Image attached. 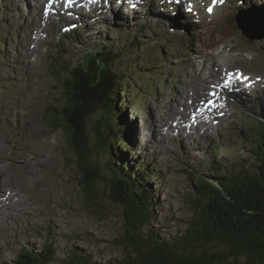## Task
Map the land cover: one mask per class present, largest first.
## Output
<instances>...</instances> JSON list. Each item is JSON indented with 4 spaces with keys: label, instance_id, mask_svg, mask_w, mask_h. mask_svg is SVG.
Segmentation results:
<instances>
[{
    "label": "rangeland",
    "instance_id": "rangeland-1",
    "mask_svg": "<svg viewBox=\"0 0 264 264\" xmlns=\"http://www.w3.org/2000/svg\"><path fill=\"white\" fill-rule=\"evenodd\" d=\"M31 1L0 0V169L7 177L4 181L0 173V178L3 179L5 192L17 191L24 200V203L19 202L14 207L0 202V264H10L20 249L40 250L43 243L52 244L56 250V260L51 264H71L73 250L86 252L90 262L96 264H113L124 257L120 244L125 222L122 210L106 197L100 185L97 186V202L93 206L86 204L79 189L78 172L74 165L68 166L71 158L67 136L62 128L51 126L49 114L54 107H62L64 103L60 89L54 85L53 73L76 67L82 60L80 50L84 46L97 49L105 41L114 43L118 37H123L120 34L125 36L126 31L141 36L136 26L137 19L144 22L142 24L148 29L142 33L148 44L144 42L143 47L129 52L123 59L114 60L109 66L123 71L128 77H124L123 81L131 87L124 106L128 107L127 119L131 122L134 143H137V136L140 141L135 153H130V161H138L137 158L144 160L149 172L151 169L153 172L167 170L163 179L155 180L151 175L148 182L155 190L150 228L163 239H169L184 229L185 222L192 216L191 201L195 197L193 186L198 183L197 177L219 181L206 169L210 160L220 161L212 157L213 150L222 155L221 162L225 165L258 166L249 146L237 143L226 147L225 142L226 137L236 135L238 130L248 131L244 125L249 121L247 118L258 116L264 119V90L256 86L252 91L251 87L243 84L248 94L241 87L242 95H239L237 88L240 86H237L233 87L235 93L228 96L224 87L219 96L220 102L225 101L226 110L218 109V101H214L215 106H210L208 114L195 107L200 121L186 113L179 102L181 104L182 93L189 92V86L195 81L196 74L201 72L203 62L211 68V62L207 61L211 57L220 67V73L239 69L246 74L262 73L264 77V37L247 39L236 22L239 10L264 11L260 7L264 2L223 0L224 6L221 7L218 2L219 7L213 11L211 18L206 15V9L202 10L204 13L184 10L178 13L180 19L177 20L166 0H147L145 8L137 6L138 9L130 11L133 12L131 14L122 4L126 0L121 3L122 10L115 6L110 16L107 15L92 28H88L84 21L79 32L66 41L59 38L62 26L57 25L58 19L51 15L54 26H42V30L33 28L38 22L35 8L41 14L44 9L42 2L35 0L31 4ZM235 2L242 3L237 10L225 6ZM159 3H166L168 8L162 4L158 7ZM153 12L158 14L157 20ZM145 17L148 19L145 20ZM227 18L231 24L228 28L224 27ZM165 21L166 27H180L185 40H190L189 50L179 47L181 42L178 38L165 35ZM88 26H92V22ZM13 28H18L19 33L12 38L8 30ZM225 29L232 32V38L223 39ZM155 31L163 34H155ZM32 32H36L35 35ZM121 46L119 42L116 45L117 48ZM219 54L229 55L231 61L222 64ZM237 54H241L242 58L236 57ZM179 57H184V63H178ZM64 60L67 68L62 63ZM96 65L99 67L101 64ZM132 66L140 68L142 72L139 76L132 73ZM217 77L215 75L213 80H218ZM220 77L223 79V73ZM211 79L206 82L209 96L216 92ZM159 83L162 85L157 89L155 85ZM193 91H197L195 87ZM224 97L233 101L228 104L230 100ZM123 98L121 91L120 101ZM210 98H204L202 104ZM179 114L186 119L183 121ZM192 122H205V133L199 123L197 133ZM181 129L184 134H179ZM89 137L93 139L90 133ZM208 156L210 159L206 158ZM190 171L196 172V175L191 176ZM25 205L28 209L24 208ZM94 210L100 215H95ZM48 225L56 232L55 238L34 235L37 231L48 234L46 232L51 231Z\"/></svg>",
    "mask_w": 264,
    "mask_h": 264
},
{
    "label": "trees",
    "instance_id": "trees-1",
    "mask_svg": "<svg viewBox=\"0 0 264 264\" xmlns=\"http://www.w3.org/2000/svg\"><path fill=\"white\" fill-rule=\"evenodd\" d=\"M130 37L126 34L115 51L108 44L104 46L100 60L87 49L89 55L76 67L68 69L66 60L62 61L67 71L53 76L64 103L49 114L51 126L62 128L67 136L68 166L74 165L78 172L86 204L97 202L100 185L106 197L122 210L125 222L120 244L125 254L113 264H264V121L256 122L241 142L250 147L257 167L210 161L207 171L219 181L197 177L192 216L184 229L163 239L150 228L155 198V190L148 185L151 174L141 159L132 162L129 158L135 152L124 101L131 87L123 81L128 78L123 71L109 66L142 44L135 38L129 45ZM97 63L101 65L97 67ZM132 69L136 76L142 72L139 67ZM164 173L158 170L152 176L161 180ZM94 214L100 215L97 210ZM55 235L51 228L43 236L52 239ZM56 255L52 244L43 243L37 251L20 249L10 264H51ZM70 261L96 264L86 252L76 250Z\"/></svg>",
    "mask_w": 264,
    "mask_h": 264
},
{
    "label": "bare ground",
    "instance_id": "bare-ground-1",
    "mask_svg": "<svg viewBox=\"0 0 264 264\" xmlns=\"http://www.w3.org/2000/svg\"><path fill=\"white\" fill-rule=\"evenodd\" d=\"M11 1V0H10ZM24 1H26V0H24ZM35 0H32L31 1V4H34L33 2H34ZM38 1H40V2H42V4H43V9H44V11H43V14H41L36 8H35V11H34V13L37 15V20H38V22H37V25L35 26V27H33V28H37V29H40V30H42L43 28H49V27H52L53 26V21H52V19L48 16V15H45V13H46V2H48V3H51V5L52 4H54V5H57V4H59L60 3V1L59 0H38ZM115 1L116 2H121L122 0H82V3H83V5L82 4H80L79 3V6H78V9L76 10V11H79L80 10V8H82V7H88L89 9H91V12H86L85 13V15L87 14V15H92V14H94L95 13V11L94 10H96V9H100L101 10V7H103V4H104V2H106L107 4H111V5H114V3H115ZM126 1V0H125ZM29 3V2H28ZM146 0H143V3H140V0H136V8H137V6L138 7H140V8H145L146 7ZM9 4H11L10 2H9ZM219 4V3H218ZM85 5V6H84ZM12 6H13V4H12ZM215 7H216V5H214ZM224 6V5H223ZM222 6V3H221V7H223ZM225 6H233V4H226ZM65 7L67 8V10H69V12L70 11H74L73 9H69L68 8V6L67 5H65ZM53 8V7H52ZM227 8H229V7H227ZM121 9V8H120ZM119 9V10H120ZM127 10V9H126ZM69 12H67V13H69ZM130 12V11H129ZM179 12V11H178ZM214 12H215V10H214ZM228 12H229V10H228ZM190 13V12H189ZM202 13V12H201ZM227 13V12H226ZM214 14V13H213ZM173 18V17H172ZM35 19V18H34ZM229 21H230V19L229 18H227L226 19V21H225V23H224V27H226V28H228V26H230L229 25ZM89 22H92V19H89V20H87V23H89ZM222 23H223V21H222ZM90 25V24H89ZM164 25V24H163ZM42 26H43V28H42ZM158 27V29L159 28H161L160 26H157ZM209 27V26H208ZM56 28V27H55ZM230 28V27H229ZM207 29V28H206ZM205 29V30H206ZM209 29V28H208ZM45 31V30H44ZM209 31V30H208ZM213 30H211V32H212ZM35 33L36 32H32V35H35ZM209 34V33H208ZM224 35H225V38L224 39H230V38H232L231 36H232V32L230 31V30H228V29H225V31H224ZM259 47V46H258ZM232 48V47H231ZM260 48V47H259ZM235 49V48H234ZM243 52V51H242ZM220 53V52H219ZM222 53V52H221ZM228 54V53H227ZM219 56L221 57V59H222V64H227V63H229L231 60L228 58V56L229 55H226V56H224V55H222V54H219ZM236 57H240V58H242V55L241 54H237L236 55ZM251 58V57H250ZM238 59V58H237ZM253 59V58H252ZM239 60V59H238ZM207 61H210L211 62V68L209 67V64H205L204 62H203V67H202V69H201V72L199 73V74H196V76H195V81H193V83H191V85L189 86V92H183L182 93V95H181V104H180V102H179V105L181 106V108H182V106H183V109L185 110V112L186 113H190V114H193V113H195V115H198V114H196V111L194 110V108L195 107H197V106H195V105H198L199 107H201V109L205 106V104H202V101H203V99L204 98H206V97H211L210 99H213L214 98V96L212 95H210L209 96V89H208V87H207V85H206V82L209 80V79H213V78H215V75H217L218 76V74H220V67L218 68V65H216V63H214V60H213V58L211 57V58H209V59H207ZM213 67V68H212ZM227 75H228V77L229 78H232L231 77V74H229V72L228 73H226ZM256 76L258 77V78H260V79H257L256 78ZM211 79V80H212ZM250 80V82L249 83H247V81H249ZM202 82H204L203 84H202ZM242 82L243 83H241V84H244V83H246V84H249L251 87H258L259 89H261V90H264V77L262 76V73H257V74H255V75H252V74H245L243 77H242ZM216 83V82H215ZM228 84H233V85H229V87H228V89L229 90H231V91H233L234 90V88L233 87H237L238 86V84H240V82L239 81H234V78H233V80H229L228 81ZM201 85H203V86H201ZM237 85V86H236ZM193 87H195L196 88V90L197 91H193V92H191L192 91V88ZM241 87H243L244 88V90L248 93V89H246V87H244V85H241ZM191 92V93H190ZM235 92V91H234ZM234 92H233V94H234ZM190 93V94H189ZM184 94H188V95H186V99H184ZM245 95H247V94H245ZM244 95V96H245ZM239 98H244V97H242V96H238ZM227 100V99H226ZM226 108H227V106L225 105V101H224V103H222V101H221V104H220V107H218V109H221L222 111H225L226 110ZM174 109H177V108H174ZM175 112H177V111H175ZM206 113H208V111L206 110L205 111ZM181 113H182V111H181ZM180 113V114H181ZM179 114V117L183 120V119H186L185 117H181V115ZM161 117V116H160ZM169 117V116H168ZM175 118V117H174ZM180 118H179V120H180ZM200 118L201 117H199V121H200ZM162 119V118H161ZM170 119V118H169ZM184 121V120H183ZM194 123V122H193ZM199 123V125H201V128L203 129V133H205V131H204V129H205V127H207V125L205 124V126L203 125V123L202 122H198ZM198 123H196V124H194V128H195V130L197 129V133H198V128H199V125H198ZM205 123V122H204ZM157 125V124H156ZM155 125V126H156ZM159 127V126H158ZM134 130H135V132H136V129L134 128ZM147 130H148V128H147ZM176 130V129H175ZM139 133V132H138ZM152 133V132H151ZM153 134H154V132H153ZM179 134H184V131L181 129L180 130V132H179ZM141 135V134H140ZM151 135V134H150ZM142 136V135H141ZM144 137V136H143ZM147 137V136H146ZM0 173L1 174H3L2 176H3V179H4V181H5V179L7 178V177H5L6 175H5V173H4V170L3 169H0ZM3 179L2 178H0V202H6V203H8L10 206H12V207H14V206H18L17 205V203H24V200H23V198H21L16 192L17 191H15V192H11V191H9V192H5L4 191V187H3ZM14 197H16L17 199L16 200H14ZM24 208L25 209H28L27 208V206L25 205L24 206ZM23 208V209H24Z\"/></svg>",
    "mask_w": 264,
    "mask_h": 264
},
{
    "label": "water",
    "instance_id": "water-1",
    "mask_svg": "<svg viewBox=\"0 0 264 264\" xmlns=\"http://www.w3.org/2000/svg\"><path fill=\"white\" fill-rule=\"evenodd\" d=\"M238 17V26L242 33L250 40L264 37V11L250 10L241 13ZM136 44V43H134Z\"/></svg>",
    "mask_w": 264,
    "mask_h": 264
},
{
    "label": "snow or ice",
    "instance_id": "snow-or-ice-1",
    "mask_svg": "<svg viewBox=\"0 0 264 264\" xmlns=\"http://www.w3.org/2000/svg\"><path fill=\"white\" fill-rule=\"evenodd\" d=\"M217 2H219V3H223V0H212V3L213 4H216ZM135 5H133V7H134ZM191 9H189V11H190ZM212 7H209L208 9H207V11L209 12V13H211L212 12ZM225 87H227V84H225ZM210 95H215V93H210ZM207 104L208 105H210V106H215V103H214V101L213 100H208L207 101Z\"/></svg>",
    "mask_w": 264,
    "mask_h": 264
}]
</instances>
